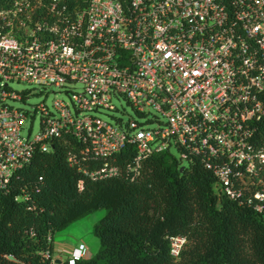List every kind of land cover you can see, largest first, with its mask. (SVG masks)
I'll return each instance as SVG.
<instances>
[{
  "label": "built area",
  "instance_id": "built-area-1",
  "mask_svg": "<svg viewBox=\"0 0 264 264\" xmlns=\"http://www.w3.org/2000/svg\"><path fill=\"white\" fill-rule=\"evenodd\" d=\"M13 81L79 85L74 112L61 100L54 111L41 104L40 131L24 137L27 112L7 103L23 99ZM113 96L165 123L123 128L89 114L115 110ZM66 136L80 147L70 164L100 163L84 171L92 179L118 175L112 159L126 146L133 177L175 149L211 171L218 200L264 214V0H85L80 10L67 0H13L0 9V187ZM187 243L170 237V256ZM86 251L78 245L69 263Z\"/></svg>",
  "mask_w": 264,
  "mask_h": 264
},
{
  "label": "trees",
  "instance_id": "trees-1",
  "mask_svg": "<svg viewBox=\"0 0 264 264\" xmlns=\"http://www.w3.org/2000/svg\"><path fill=\"white\" fill-rule=\"evenodd\" d=\"M12 2L0 0V9ZM63 140L36 152L0 187V264H70L54 262V235L101 209L105 215L92 227L100 247L74 264H264V214L218 200L213 174L199 161L180 171L184 161L162 153L133 177V147L126 146L112 159L118 175L92 179L84 171L100 163L70 164L68 153L80 147L72 137ZM177 235L188 243L173 259L169 238Z\"/></svg>",
  "mask_w": 264,
  "mask_h": 264
},
{
  "label": "rangeland",
  "instance_id": "rangeland-1",
  "mask_svg": "<svg viewBox=\"0 0 264 264\" xmlns=\"http://www.w3.org/2000/svg\"><path fill=\"white\" fill-rule=\"evenodd\" d=\"M9 88L23 97L21 101L8 99L7 103L15 108L27 112V118L22 125L21 132L24 137L30 138L38 134L41 129L42 120V114L40 110L33 108H36L37 106L42 104L45 105L50 111H54L53 102L56 100H61L69 104L71 110L74 112V108L71 103V94L72 92L79 91V85L75 84H67L62 87H46L21 81L11 82L9 84ZM112 104L116 108L115 110L102 108L98 111L90 112L89 114L92 116H96L102 121L108 122L114 126L118 127V125H120L123 128H125L126 124L129 121H136L140 126L147 128H156L161 122L165 123V119L159 113L150 111L144 115L138 114L131 106V104L122 96H113ZM171 154L177 159L179 158V153L177 150L172 149ZM188 164L189 163L185 161L182 163V166L187 167ZM104 215V209L89 214L83 219L77 221V223L75 222L67 227L68 229L75 226L70 229L72 232L69 231L63 233L64 231H62L58 233V236L60 238L67 233H71L73 237L70 238L69 242H67L70 246L77 248L80 242H84L86 246L92 249L94 255L100 247V241L96 236L92 234V227ZM90 223L93 224L88 226V224ZM88 227H90L89 230ZM58 241L60 242L59 239H57L56 242Z\"/></svg>",
  "mask_w": 264,
  "mask_h": 264
},
{
  "label": "crops",
  "instance_id": "crops-1",
  "mask_svg": "<svg viewBox=\"0 0 264 264\" xmlns=\"http://www.w3.org/2000/svg\"><path fill=\"white\" fill-rule=\"evenodd\" d=\"M100 217H101V214H100ZM91 224H93V223L88 224V226L91 225ZM73 227H75V226H73ZM73 227L68 228V229L67 228L64 229L63 233L71 231L70 229H72ZM89 229H90V227H88V230ZM60 232H62V231H60ZM60 232H58V233H60ZM58 233H56L54 235V239H53V248H54L53 259L54 260L58 259L60 261H65V260H68L70 258L73 249H75L76 247H72V246L69 245V243H67V242H69L70 238L73 237V235L71 233H67L63 237H60V238L58 236ZM57 239H59L60 242L59 241L56 242ZM80 244H84V242H80L79 245ZM86 248H87V251H86V255H85L84 258H90L91 256H93L92 249L89 248L88 246H86Z\"/></svg>",
  "mask_w": 264,
  "mask_h": 264
},
{
  "label": "water",
  "instance_id": "water-1",
  "mask_svg": "<svg viewBox=\"0 0 264 264\" xmlns=\"http://www.w3.org/2000/svg\"><path fill=\"white\" fill-rule=\"evenodd\" d=\"M183 169H184V167H182V168L180 169V171H182ZM54 262H55V263H60L61 261L58 260V259H56V260H54Z\"/></svg>",
  "mask_w": 264,
  "mask_h": 264
}]
</instances>
